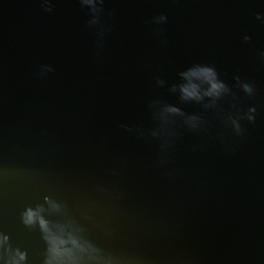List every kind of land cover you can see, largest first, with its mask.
<instances>
[{"label":"water","instance_id":"water-1","mask_svg":"<svg viewBox=\"0 0 264 264\" xmlns=\"http://www.w3.org/2000/svg\"><path fill=\"white\" fill-rule=\"evenodd\" d=\"M0 264H264V0H0Z\"/></svg>","mask_w":264,"mask_h":264},{"label":"clouds","instance_id":"clouds-1","mask_svg":"<svg viewBox=\"0 0 264 264\" xmlns=\"http://www.w3.org/2000/svg\"><path fill=\"white\" fill-rule=\"evenodd\" d=\"M44 4H48L49 0H43ZM82 4H86L89 5L92 3V0H81ZM46 11H50V8H46ZM92 10L95 12L97 11V9L95 8V5L92 4ZM259 18V17H258ZM167 19V17L165 16H160L157 18L158 22H162L165 21ZM245 41H248L250 39V37L245 36L244 37ZM50 70V69H49ZM191 73L193 76V80L191 81L193 83V85L196 87V93H193L191 91H188L187 88L183 87V85L180 88L182 97L184 99H188L190 97H194L197 101L203 99V97H209V98H219L221 96L222 93H227L229 91V89L227 88V86L218 79L217 76V72L213 67L210 66H194L193 68L189 69L187 72L183 73L182 75L185 77H187V75ZM201 77H203V79H201ZM195 81H199L200 83H196ZM201 84H206L207 87L205 89H201ZM243 90L248 93L249 95H251L253 93V88L247 84V83H242L241 84ZM202 93V94H201ZM165 111L167 113H178L179 109L175 108V107H167L165 109ZM255 112V108H251L249 109V113H254ZM190 119H195L190 118ZM247 119L249 120H254V116H252L251 114L247 115ZM234 127L236 128L237 132L240 131V125L236 120L232 121ZM46 203H48L51 208L53 209H58L59 205L56 204L55 202L49 200L47 197L45 198ZM43 207L40 206L37 209H27L25 211V213H23V217H24V222L26 224H34L37 223V220L35 219L36 215L39 213L40 215V220L39 223L41 225H43L44 223H46V221L44 220V216H43ZM5 239H7L5 237ZM21 258L23 259V256H21Z\"/></svg>","mask_w":264,"mask_h":264}]
</instances>
